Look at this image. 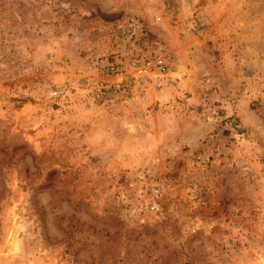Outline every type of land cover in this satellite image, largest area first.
Wrapping results in <instances>:
<instances>
[{
    "label": "rangeland",
    "instance_id": "374dc122",
    "mask_svg": "<svg viewBox=\"0 0 264 264\" xmlns=\"http://www.w3.org/2000/svg\"><path fill=\"white\" fill-rule=\"evenodd\" d=\"M128 17L146 100L95 89ZM0 264H264V0H0Z\"/></svg>",
    "mask_w": 264,
    "mask_h": 264
},
{
    "label": "built area",
    "instance_id": "2783aa9c",
    "mask_svg": "<svg viewBox=\"0 0 264 264\" xmlns=\"http://www.w3.org/2000/svg\"><path fill=\"white\" fill-rule=\"evenodd\" d=\"M160 20L156 18L157 22ZM121 27L119 39L102 56L105 62L99 65L95 89L98 96L104 97L110 93L120 94L123 88H131L146 100L152 87L169 79L174 60L165 47L151 39L139 19L128 17L122 21ZM93 64L97 65V62ZM66 92L67 87L60 84L51 91L50 97L61 98Z\"/></svg>",
    "mask_w": 264,
    "mask_h": 264
}]
</instances>
